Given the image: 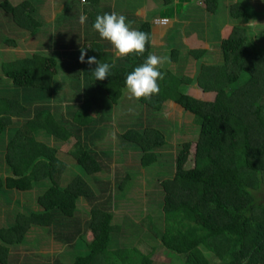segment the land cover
Segmentation results:
<instances>
[{
  "label": "trees",
  "instance_id": "16d2710c",
  "mask_svg": "<svg viewBox=\"0 0 264 264\" xmlns=\"http://www.w3.org/2000/svg\"><path fill=\"white\" fill-rule=\"evenodd\" d=\"M35 1L39 5L40 0ZM164 1L168 4L171 0ZM30 3L23 0L12 5L9 0H3L0 9L16 25L36 24ZM206 4L214 12L218 0H206ZM230 13L233 18L249 20V12L241 3L231 4ZM136 28L149 35L144 53L121 56L120 63H114L111 75L102 80H92L89 69L95 65L81 62L80 51L76 53L74 67L82 70L89 83L106 98L98 102L116 104L125 87V75L152 53L151 23L142 21ZM2 43L13 46L14 40L8 38ZM84 51L85 60L94 56L101 62L112 61L103 58L97 42ZM190 53L199 57L204 50ZM221 54L220 64H202L195 79L160 68L163 78L158 80L159 92L139 98L147 111L140 112L134 123L128 117L123 122L125 132L118 136L119 141L107 142L110 147L137 149L142 153L144 166H149L157 158V148L167 142L164 131L154 125L162 104L171 99L194 116L199 126L194 165L187 167L191 143H184L176 154L172 176L161 182L160 214L164 226L157 227L154 215H146L142 221L146 231L176 254L180 264H211L213 257L218 258L219 264L264 261V202L255 196L264 187V45L254 41L248 26L239 25L222 41ZM2 71L0 164L6 175L0 168V200L14 191L37 188L42 194L36 202L43 210L35 211L29 203L20 223L0 228V264H62L64 254L55 257L57 260L49 256L44 261L30 256L26 259L20 254L17 248L26 246L27 235L34 227L51 229L55 241L66 247L75 246L72 248H76L87 231L92 232V241L83 242V251L70 264H153L152 256L138 247L112 246L121 226L113 222L109 202L125 192L126 183L132 178L129 174L132 166L120 165L115 179L106 181L107 187H101L98 193L80 175L63 185L66 164L58 158L55 147L37 139L39 131L53 137L59 124H66L75 138L71 156L90 176L101 170L98 152L105 150L97 151L91 144L99 146L105 141L109 136L106 127L85 141L79 126L58 119L46 105H36L31 115L32 91L51 90L53 80V73L36 68L31 56L3 63ZM193 82L203 92L215 93V99H197L182 88ZM120 169L125 174L118 181ZM116 182L115 187L110 185ZM82 200L87 201L90 213L85 212L86 208L80 209ZM80 210L86 213V219L79 216L84 215Z\"/></svg>",
  "mask_w": 264,
  "mask_h": 264
},
{
  "label": "crops",
  "instance_id": "0c3cea01",
  "mask_svg": "<svg viewBox=\"0 0 264 264\" xmlns=\"http://www.w3.org/2000/svg\"><path fill=\"white\" fill-rule=\"evenodd\" d=\"M21 1L23 0L18 1L17 4ZM28 1L36 2L35 0ZM234 2L241 3L246 7L249 12L248 22H245L243 18L242 21V19L231 16L230 6ZM111 11L123 13L126 16V21L130 22V26L133 28H136L139 22H150L152 32L151 52L168 57L161 68L168 69L177 76H188L193 79H195L202 64L214 65L222 62L221 43L229 38L235 26H248L254 41L255 37L256 39L262 37V30L264 29V0H218V6L214 12L208 10L206 0H171L168 4L164 0H40L34 11L35 16L38 18L36 24L30 22L20 25L15 24L16 35L20 39L14 40L13 46L2 43L5 39H0V54L5 53L7 56V59H0V86L4 80L3 63L31 56L34 59L36 68L47 69L53 73L51 90L32 91L31 94L34 95L32 102L34 104L31 107V115L34 114L33 109L36 105L44 103L43 105H46L58 119L70 120V122L79 126L83 140L87 141L89 137L92 138L98 135L99 120L96 118L98 113H111V108L119 105V103L121 105L124 103L132 105V98L140 104V97L136 98L131 94L126 96L128 92L125 87L117 104L109 105L103 103V101L98 102V100L106 99L103 92L94 84L89 83L82 70L74 67L77 52L89 48L92 42L101 45L105 60L115 61L116 65L120 63L121 57L112 45L107 40L100 38L98 33L91 27L97 14ZM82 12L87 16V20L83 24L78 19ZM163 18L166 19L164 23L161 21ZM40 19H43V21H40ZM44 22L50 24L51 27L55 26V29H51L57 39L55 45L50 40L43 38L44 33H39L38 27H41ZM57 22L59 24L54 25ZM191 50H204V53L199 57H195L190 53ZM182 88L197 99L205 101H213V99L203 98L201 94L215 95L213 92H203L197 82L185 84ZM143 107L147 111L144 105ZM173 108H182L183 111H186L179 103L168 99L156 114V121H158L159 115L160 120H164L165 110ZM187 112L189 113V111ZM139 114L141 113L139 112ZM127 119L128 116H125L122 122L127 121ZM37 139L58 150V158L67 166L63 179L69 177L71 180L76 175L83 176L89 181L95 192H97V186L98 188H106V181L109 182L115 179V174H117V169L120 166L119 163L130 164L133 156L128 157L130 153H126L127 157L125 158L101 150L98 152L101 170L88 176L71 156V153L65 159L61 157V153L66 154L64 151L68 148L71 140L73 139V142H75V138L66 124L60 123L56 135L53 137L45 136L43 132L39 131ZM91 145L93 148L99 147L95 144ZM158 160L157 157L152 164ZM139 165L142 164L139 163ZM73 168H76L77 173L73 171ZM137 169L140 168L137 167ZM170 170L172 172L175 167H171ZM170 170L169 174L171 173ZM137 171L139 173L143 172L142 169ZM113 187H115V183H113ZM13 194L16 198L20 197L15 210L21 209L23 211L29 203L32 204L31 209L35 211L43 210L36 202L37 197L42 194L37 188L27 192L18 193L14 191ZM2 201L7 202L6 200ZM86 206H88L87 203ZM88 209H90V206ZM17 212L21 213L19 210ZM10 214L14 215V212ZM23 217L22 215L20 220L18 219L15 222L20 223ZM15 222L10 220L6 225L4 224L5 226L0 224V228L14 225Z\"/></svg>",
  "mask_w": 264,
  "mask_h": 264
},
{
  "label": "rangeland",
  "instance_id": "374dc122",
  "mask_svg": "<svg viewBox=\"0 0 264 264\" xmlns=\"http://www.w3.org/2000/svg\"><path fill=\"white\" fill-rule=\"evenodd\" d=\"M2 1L3 0H0V3ZM9 1L12 3V5H17V2L20 0ZM35 3L36 2L30 3L34 10L37 8V4ZM34 17L38 19L35 16V13ZM40 21H43V19H40ZM59 22L54 25H58ZM38 29L40 30L39 33H44V39L50 40L53 45L56 44V35H54V33L51 31V29H55V26L51 27L50 24L44 22L41 27H38ZM262 33V37H259V39H255L258 45H264V29L262 30ZM8 38L15 41L20 39V37L16 35L15 23L13 22L11 16L0 9V39ZM0 55V59H7L5 53H2ZM1 87H3V85H1ZM129 94L130 93H127L126 96H128ZM201 97L209 100L215 99V95L213 94H201ZM132 100V105L130 103H124L123 105H121V103H119V105L111 108V113L103 112L99 114L98 111V114L96 115V118L99 120V128L97 129L101 130L106 127V129L109 131L107 133L109 136L105 138V141L99 147L105 148V151L109 152L110 154H118V156L126 153H130L128 157L133 155L131 158L132 160H130V164L127 163L132 166V168H130L132 169L131 173H129L130 175H132V178L128 183H126L124 188L125 192L119 193L118 191L120 195L117 196L116 199L109 202L110 208L114 214L113 222L121 226L120 231L113 238L114 244L112 246L114 248L122 246L138 247L141 251L152 256L153 264H180V260L175 256L176 254L167 250L158 239L148 233L142 221L144 218L146 220V215H154L156 225H158L157 227L162 228L164 226L162 216L160 214V203L162 200L161 182L172 176L174 170H172L171 172L170 169L171 167H175L174 161L176 154L180 147L187 142L191 143V155L189 162L187 163V167H193L194 153L196 148L195 144L198 140L199 126L195 123L194 116L187 111H183L182 108L166 109V114H163L164 120H160L159 115V119L155 122L154 125L165 132L167 142L161 148H157L158 150L156 151V155L159 160L151 166H144L141 159L142 153L137 149L129 150V148L122 147H105L107 142H118V136H122V134L125 132V129L123 128L124 124L122 122V119L125 116H128L134 123L135 119L137 120L140 117L139 112L145 111L143 103L140 102L139 104L136 102L137 100H134L133 98ZM105 119L107 120V122H105ZM109 137H111L112 140H109ZM73 145L74 142L72 139L68 148H66V150L64 151V153L66 154L61 153L62 159L69 157L68 155L73 150ZM99 147L96 149L97 151L100 149ZM1 162L2 160H0V163ZM139 163L142 164V167L139 165ZM119 164L122 165L124 164V162H120ZM137 167L142 169L143 172L139 173V171L137 170L140 169H137ZM0 168L2 169L3 175H6V173L3 171L2 164H0ZM120 170L121 176L120 178H118V181H121L125 174L123 169ZM169 170L171 172L170 175H164V173L169 174L167 173L169 172ZM73 171L77 173L76 168H73ZM68 181H70L69 177H67V179L64 178L63 185H66ZM117 183L118 182H116L115 186L117 185ZM110 185L113 187V184ZM98 190H100V188H98L97 186V191ZM255 196L259 202H264V187L260 191L256 192ZM2 200H6L7 202L5 203ZM2 200H0L1 225L3 224V226H5L6 223L10 220H14V222L18 221V219L20 220L22 215L24 216V210L22 211L21 209H18L21 213L17 212L18 210H15V208H17V203L19 202L20 197L16 198L14 194L11 193L8 197H5V199ZM12 201H14L13 203L15 204H13ZM86 202L87 201H82L79 207L84 211L86 208L85 212L90 213V209H88L89 206H86ZM11 212H14V215L10 214ZM83 214L84 215L79 214V216H81L82 219H86V213L83 212ZM53 234L54 233H52L51 229L34 227L27 235V241L25 243L26 246H20L17 249L21 251L20 254L23 257L26 256V259H28V256H30L41 258L42 261H44V258L49 256L54 257L53 259L57 260L55 259V257H59L64 254V258L60 263L70 264L77 256V254L83 251V242H91L93 239L92 232L87 231L83 235L82 240L79 241V244H75L76 248H72L75 246L66 247L64 245H61L58 241H55V237ZM36 260L37 259H35V261ZM219 263L220 261L217 257H213L211 259V264Z\"/></svg>",
  "mask_w": 264,
  "mask_h": 264
},
{
  "label": "clouds",
  "instance_id": "9594fccd",
  "mask_svg": "<svg viewBox=\"0 0 264 264\" xmlns=\"http://www.w3.org/2000/svg\"><path fill=\"white\" fill-rule=\"evenodd\" d=\"M78 19L83 24L86 22L87 16L82 12ZM91 27L98 33L100 38L107 40L112 45L119 56L129 53H135L136 55L144 53L145 44L149 39L148 33L131 27L130 22L126 21V16L116 11L97 14ZM167 59L166 55L153 53L145 56L142 63L134 66L125 75L124 85L127 92L136 98L148 97L151 94L158 93V80L163 78V72L160 68ZM78 60L89 65H95L89 69L92 80H102L106 75H111L115 63V61L101 62L94 56H88L85 60L84 50L80 51Z\"/></svg>",
  "mask_w": 264,
  "mask_h": 264
},
{
  "label": "flooded vegetation",
  "instance_id": "af4514ba",
  "mask_svg": "<svg viewBox=\"0 0 264 264\" xmlns=\"http://www.w3.org/2000/svg\"><path fill=\"white\" fill-rule=\"evenodd\" d=\"M261 253V252H260ZM262 255L264 256V252L262 253ZM257 264H264V261L263 262H259Z\"/></svg>",
  "mask_w": 264,
  "mask_h": 264
},
{
  "label": "built area",
  "instance_id": "2783aa9c",
  "mask_svg": "<svg viewBox=\"0 0 264 264\" xmlns=\"http://www.w3.org/2000/svg\"><path fill=\"white\" fill-rule=\"evenodd\" d=\"M161 21L164 23V22H166V19L163 18V19H161Z\"/></svg>",
  "mask_w": 264,
  "mask_h": 264
}]
</instances>
